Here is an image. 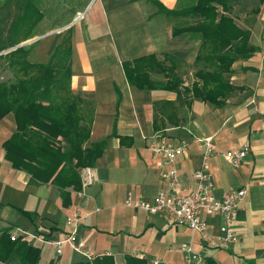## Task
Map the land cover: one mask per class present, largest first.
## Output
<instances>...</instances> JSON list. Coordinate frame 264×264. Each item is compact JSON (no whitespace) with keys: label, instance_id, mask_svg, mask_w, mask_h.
<instances>
[{"label":"crops","instance_id":"0c3cea01","mask_svg":"<svg viewBox=\"0 0 264 264\" xmlns=\"http://www.w3.org/2000/svg\"><path fill=\"white\" fill-rule=\"evenodd\" d=\"M92 1L83 0L82 13L63 29L71 33L70 92L81 100L83 114L91 117L89 142H105L91 167L94 182L73 193L68 207L62 206L51 184H30L29 175L12 169L4 158L2 145L15 131L14 118L7 115L0 121V234L21 236L39 249L38 264L83 261L68 245L61 255L51 245L69 231L65 218L77 208L83 214L78 238L94 254L109 255L116 264L127 255L147 264L156 260L184 264L191 255L181 250L182 245L210 264H264V4L239 0L233 6L232 11L239 10V27L250 31L249 43L257 51L232 65L229 81L241 90L216 107L163 88L167 56L181 63L177 73L183 86L191 85L200 41L173 36L172 28L178 25L166 18H176L158 12L157 4L177 11L190 0H99L97 17L76 29ZM255 10L259 12L254 16ZM134 62L150 88L129 82ZM154 136L172 145L186 140L185 154L174 164L183 188H193V173L201 165L203 149L197 140L211 138L219 150L207 168L214 196L220 199L230 190H246L234 222L236 242L207 245L186 226L125 207L127 192L136 199H152L165 188L159 160L147 147ZM243 144L249 152L242 164L228 165L222 153ZM19 210L28 212L34 222ZM206 221L209 235L224 236L221 218Z\"/></svg>","mask_w":264,"mask_h":264},{"label":"trees","instance_id":"16d2710c","mask_svg":"<svg viewBox=\"0 0 264 264\" xmlns=\"http://www.w3.org/2000/svg\"><path fill=\"white\" fill-rule=\"evenodd\" d=\"M238 1L190 0L177 11H166L157 4L158 12L186 21L184 25L172 28L173 36L188 35L200 41L192 66L194 79L191 85L183 86L178 76L181 63L168 56L164 59L168 62L163 65L165 90L174 92L177 97L199 98L216 107H223L231 95L241 90L229 81L232 65L251 56L257 48L249 43L250 31L238 27L229 16ZM28 2H24L21 13L11 23V34L0 46V53L29 39L14 40L27 21H31ZM258 2L264 4V0ZM258 12L255 10L253 14ZM30 52L31 47L22 46L0 55L14 73V82L0 88V121L11 114L15 123V131L2 145L4 158L12 169L29 175L30 184L54 186L62 206L68 207L70 191L81 190L80 169L92 167L102 154L105 142H89L91 117L83 114L81 100L69 89L70 30L63 35L46 63L30 62ZM132 64L129 82L139 89L150 88V82L137 70L138 63ZM19 212L34 222L28 212ZM39 260V249L28 245L21 237L11 239L8 231L1 232L0 264H38ZM73 264L116 263L109 255H96L92 261ZM122 264L147 263L127 255ZM203 264H210V261L204 259Z\"/></svg>","mask_w":264,"mask_h":264},{"label":"built area","instance_id":"2783aa9c","mask_svg":"<svg viewBox=\"0 0 264 264\" xmlns=\"http://www.w3.org/2000/svg\"><path fill=\"white\" fill-rule=\"evenodd\" d=\"M197 143L203 149L201 165L193 173V188H183L179 183L174 164L178 158L185 154L186 140H180L178 144L172 145L157 136L152 137L147 147L152 155L159 160V176L164 181L165 188L160 189L152 199H136L130 192H127L124 205L131 210L142 211L148 216L162 215L173 224L186 226L198 234L207 245L227 246L239 239V234L234 229V222L238 204L245 197L246 190H230L220 199L216 198L212 192L207 168L208 160L216 155L219 150L212 143L211 138L198 139ZM248 152L249 147L243 144L238 148L223 152L222 157L228 165L236 168L242 164ZM93 182L94 176L91 168H83L81 172L82 191L91 186ZM207 217L221 218L225 230L224 236L208 234ZM82 219L83 214L77 208L65 218V225L69 231L62 239L51 243L57 255H61L64 245H68L75 254L84 260L92 261L96 256L86 243L77 236ZM16 237L21 236L11 235V239ZM21 240L26 242L22 237ZM181 250L190 252L191 255L184 264H203V257L192 252L189 246L182 245ZM149 264L165 263L156 260Z\"/></svg>","mask_w":264,"mask_h":264},{"label":"rangeland","instance_id":"374dc122","mask_svg":"<svg viewBox=\"0 0 264 264\" xmlns=\"http://www.w3.org/2000/svg\"><path fill=\"white\" fill-rule=\"evenodd\" d=\"M25 1L26 0H0V46L3 44V42H7V39L11 34V30H10L11 23L21 13ZM29 1L30 2H28L29 5L28 13L30 14L31 21L29 22L27 21L25 26L14 37V40L19 41L25 39V37L29 38L28 40L20 43V44H24L26 42L39 38L38 41L34 43H28L23 47L24 48L31 47V52L28 56V60L30 62L46 63L52 52V49L54 50L57 43L60 41V39L66 32V30H64L63 28L70 23L74 24L75 22L73 21L77 13L78 14L82 13L81 9H84L83 8L84 4L82 2L83 0H29ZM99 3H100L99 0L92 1L91 3L88 4L90 8L85 13L83 18H79L80 15H78L77 18L79 19L77 21V25L75 26L76 29H78L82 24H90L94 20V18L97 17V13H98L97 6ZM253 15L255 16V14ZM229 16L233 19L234 23L239 27V10L231 11ZM166 20L174 22L178 26L184 25L186 22L183 19L172 20L166 18ZM73 24L71 25V27L73 26ZM5 46L8 45L5 44ZM13 74H14L13 71L7 67L6 60L0 59V88L6 87L8 84L14 82ZM82 169H80L79 171L80 183H81ZM81 191L82 188L79 192ZM79 192L70 191V201L72 194L73 193L78 194Z\"/></svg>","mask_w":264,"mask_h":264},{"label":"water","instance_id":"95a60500","mask_svg":"<svg viewBox=\"0 0 264 264\" xmlns=\"http://www.w3.org/2000/svg\"><path fill=\"white\" fill-rule=\"evenodd\" d=\"M38 40H39V38L34 39V40H31V41H29V42H26V43H24V44H20V45L14 47V48H11V49H9V50H6V51L1 52L0 55H2V54H6V53H8V52H10V51H12V50H15V49H17V48H19V47H22V46L26 45V44H28V43H34V42H36V41H38Z\"/></svg>","mask_w":264,"mask_h":264}]
</instances>
